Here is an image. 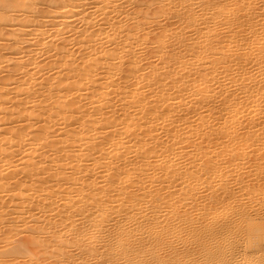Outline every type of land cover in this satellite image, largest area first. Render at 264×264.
<instances>
[{
	"label": "bare ground",
	"instance_id": "obj_1",
	"mask_svg": "<svg viewBox=\"0 0 264 264\" xmlns=\"http://www.w3.org/2000/svg\"><path fill=\"white\" fill-rule=\"evenodd\" d=\"M40 1L0 0V21L2 26L10 27L7 32L11 52L21 56L14 63L20 69L31 61V68L35 70L26 71L24 82L9 89L13 70L4 69L5 74L0 76V106L6 105L0 107V113L6 116L3 121L7 125L20 124L17 127L21 132L42 120L48 125L32 132L27 143L15 126L0 133L5 135L0 145L9 144L2 151L5 159L0 160V173L3 177L6 175V179L0 177V264H264L257 256L259 253L255 254L256 250L244 254L242 261L236 260L233 252L237 243L231 242L235 235L251 233L264 242V185L258 191V208L263 209L258 221L255 217L249 218L251 213L247 219L242 216L243 221H234V216L229 215L227 222L219 225L216 215L213 216L215 210L211 212V209L220 203L219 195L224 194L225 188L217 186V193L221 190L217 195L207 185L205 191H210L208 195L212 198L198 203L199 197L191 193L195 178L189 170L191 163L198 161L195 153L198 151L192 149L194 153L188 151L182 155L180 146L182 141L192 138L196 128L200 129L198 132L207 129L202 136L208 143L217 139L218 129L215 125L216 129L207 128L209 124L205 127L206 122L192 126L187 117L191 107L188 110L185 107L187 111L180 116L181 110H175V106L181 108L191 105L192 101L201 103L212 99L209 96L220 89L219 86L215 89L214 83L222 80L219 97L230 92L228 102L233 106L229 103L227 106L224 100L222 104L230 107L227 110L237 120L235 124L245 130L244 123L238 119L247 115L245 111L253 117L258 115L257 108L250 112L233 102L237 95H243L241 100L245 96L250 102L264 101V0H162L155 11L156 17L168 20L174 15L181 20L183 29H161L164 45L154 53L160 65L165 64L167 69L160 74L157 68L145 73L136 61L135 50L144 26L140 22L142 18L140 21L137 18L142 10L146 11L143 4L149 10L148 7L161 1L95 0L93 14L82 16L83 10L73 1L68 4L69 1L63 0L68 2L64 4L59 0L61 4L56 8L67 7V14H81L79 25L83 29H70L63 39L56 35V30L51 32L55 35L48 33L47 39H39L40 34L31 27L32 39L38 38L37 50L45 46L43 55L47 58L43 64L34 61L37 55H31L29 61L30 54H26V60L22 58L25 51L22 52L21 46L24 42L21 37L27 34L24 26L37 25H34V13L36 8L39 11ZM127 6L134 10L128 12ZM16 12H22L20 22ZM95 13L101 17V25L97 24L99 19L94 17ZM142 17L144 21L150 18L147 14ZM65 22H60L58 27ZM1 29L0 39L4 30ZM73 37H77L75 42ZM73 43L78 51L73 49ZM6 49L2 44L0 60L6 57ZM124 59L128 61L127 69L123 68ZM100 69L103 71L99 73ZM124 69L136 77L134 86L145 79L147 84L159 87L170 79L172 92L151 90L150 98L139 90L128 89L130 86L115 84L114 74ZM36 75H41L40 81ZM179 93L181 96L171 99L172 94ZM111 95L120 96L115 97L120 105H115L122 115H117V108L113 109ZM84 99L88 101L83 103L87 108L81 112ZM29 102L33 104L30 108L26 106ZM158 106H163L165 111L156 112ZM12 107L21 109L14 112ZM33 108L36 110L27 112ZM93 109L95 118L90 119L88 113ZM73 115H77L78 126L69 129L75 123L70 120ZM56 125L64 126L58 128L61 131H57L58 139L50 140L56 133L53 129ZM162 128H166L165 138L153 136ZM75 134L82 136L75 137ZM239 138H228V143H236ZM247 140L242 137L238 141L245 144ZM107 145L108 151L104 152L103 147ZM14 147H25V152L20 150L24 152L20 169L6 158L15 151ZM44 149L52 154L60 152L55 166L45 167L48 162L43 157L45 154L35 159ZM129 154L134 156L132 161L127 160ZM208 160L193 167L203 168L206 180L221 181L222 174L216 173L217 163L212 158ZM23 183L28 185L20 186ZM225 205L231 207L230 202ZM223 238L226 242L219 243ZM249 243H244V247L250 246ZM180 251H183L182 261Z\"/></svg>",
	"mask_w": 264,
	"mask_h": 264
},
{
	"label": "rangeland",
	"instance_id": "obj_2",
	"mask_svg": "<svg viewBox=\"0 0 264 264\" xmlns=\"http://www.w3.org/2000/svg\"><path fill=\"white\" fill-rule=\"evenodd\" d=\"M49 1L50 0H42L43 3L40 1L41 4L39 3V5H38L39 11H37V8H36L37 15H36V12L34 13V16H35V22H34L35 24L34 25L37 24L36 26H39L40 28L36 27V26H32V25L30 27L29 26H24L25 30H27L25 33H27V34L25 36L21 37V41L24 40L23 44H21L22 52L24 53V51H25V53H24L25 55L22 54V58L24 57V59L26 60L27 59L26 56H28L30 54L27 61H29V59L32 56L34 57L35 55H37V57L35 56L36 59L34 61L35 62H40L41 64H43V62L46 61V58H47L46 54L43 55V52L45 53V51H44L45 50V46L43 48L42 46L39 47V45H38V47L43 49V50L42 51H41V49L40 50L38 49L39 51L37 50V44L36 43H38V40H37L38 38L36 40L32 39V36L30 35L31 27L33 28L32 31L36 30L40 34L39 35V39L40 38L43 39V37L44 38L46 37V39H47L48 33H51V32H53L55 30L57 31L56 35L63 39L64 37H66L70 33L69 32L70 29H76V28H77L76 30L83 29V28H81L82 25H79V24H81V22H80V19L82 18L81 14H82V16H85L84 14L92 15L93 14V10H94L93 6H94V2H95V0H83V1L82 0H66V1H69V3L65 1L68 4H71L70 1L71 2L73 1L74 5H78L79 6V10H83V13H81V14L77 13V15L76 14L75 15L74 14L70 15L69 13L67 14V12L69 10L67 7L60 8V9H58L59 7L56 8V6H59L61 4V1L65 4V2L63 0H61V1L57 0L58 2H54L56 0H54V1L51 0L50 2ZM98 1H100V0H98ZM136 1H138V0H136ZM159 1H161V2L153 4V6L151 5V7H148L149 10H147V6H146V3H145L146 0H145V2H143L141 0V2L145 3V4L140 3V5L143 4V7H145V8H143V7H141V8L146 9V11L144 10L145 12H143V10H142L141 16H140V14L138 15L140 18L137 16L139 21L142 18V20L140 22L142 24H144V26H142V30L138 34L139 35V39H138V44L139 45H138V48L135 50V56L137 58L136 61L138 62V65L142 69H144L143 71L145 73L146 72H150L153 68H157L158 71H159V74H160V73H164L165 69H167V66H165V64H161L160 65V63L158 62V55L156 53H154L162 45H164V44H162V40L163 39H162V36L160 35L161 31H163L161 29H164L165 27L168 28V29H172V30H174V28L178 29V30L179 29L180 30L183 29V26L181 25V20L179 18L176 19V17L174 15L172 17H170L168 20H166V18H164V20H163L162 18L156 17L158 12L156 13L155 11H157V7L159 6L158 4L163 3L162 0H159ZM59 2H60V4H59ZM54 3H57L58 5H56ZM131 6L133 7L134 5H131ZM131 6H127V10H130L128 12H132L134 10L133 9L134 7L131 8ZM89 12H92V13H89ZM14 14H15V12H14ZM144 14H147V17L148 16L150 17L149 19H146V21H144L143 20L144 17H142V15H144ZM16 15L19 17L18 19H19V22H20V19L22 18V12L21 13L20 12H18V13L16 12ZM152 15H155V16H152ZM70 16H72V17H70ZM94 17H98V19H99L98 21L99 22H97V24L100 23V25H101V21H100L101 17L97 13L94 14ZM173 17H174V19H173ZM46 18H49V19H46ZM77 18H78V20H77ZM43 20H47V21L44 22ZM38 21H41V22L38 23ZM64 21H67V22L61 24V26L59 25L60 27H58V24H60V22L62 23ZM0 24H1L0 27L2 29H4L3 31H1V32H3V33H1V34H3V36L0 39V47H2V44H3V46L7 48L5 50L6 51L5 53H7L6 57L0 60V71H1L0 72V76H2V74H5L3 72L7 69V67L13 70L11 72V77H10L11 78L10 80L13 83H12V85L7 87V88L11 89V88L14 87V84L16 85V83L17 84L23 83L24 82V77L23 76H24L25 73H28L26 71H28L29 69L30 70H32V69L34 70V68H31V63H30L31 61H29V62H25L24 61L26 63L25 66L23 68H20V69L18 68V66L15 63L18 62V60L21 58V56L20 57L18 56L19 57L18 58L17 57V55H19L18 53L16 54L14 52L13 53L11 52L12 51L10 49L11 48V41L9 40L10 35L7 32V31H10L9 30L10 27H7L5 25L2 26V21H0ZM78 25L80 26V28H79ZM12 28L13 29H17V27H12ZM35 28H38L39 30L35 29ZM51 34H54V33H51ZM75 36H77V35H75ZM73 38L75 40L73 39L72 41L75 42L77 40L76 39L77 37L76 38L73 37ZM56 43L62 44L60 41L59 42L57 41ZM9 45H10V47H9ZM72 46H73L74 50L78 49V47H77V45H75V43H73ZM31 51H33V53H31ZM26 54H28V55H26ZM76 56H77V54H76ZM17 58H18V60H16ZM123 62H125V65L123 66V68L127 69L128 68L127 64H126V63H128L127 59H124ZM15 69H19V70L14 71ZM126 69H124V72L122 71L120 73L117 72L118 74L117 73L114 74V78L116 79L115 84H119V85H122V86L123 85L130 86V88H128V89L139 90L142 93V95H147L148 94L147 96H149V97L151 95V90L153 92L163 91V93L172 92L171 91L172 84H171V80L170 79L164 80L163 83L159 87H156V86H153V85L151 86V85H149V82L147 84V81L145 79L141 83H138V85L134 86L133 84L135 83L136 77H134L130 73H127V71H125ZM30 70H29V72L32 73L33 70L32 71H30ZM98 71L100 73V72L103 71V69L102 70L100 69ZM44 72L43 73L47 75V74L51 73V70L49 71L50 73H47V71H44ZM53 73H54V71H53ZM3 76H5V75H3ZM37 76H38L37 80L40 81L41 79H39V78H41V75H36V77ZM191 76H194L193 73H191ZM221 82H222V80H221ZM221 82H220V80L215 82L214 83L215 85L213 84L215 87L214 86L213 87L215 89H217V88L219 89V87H220V89H221V85H220ZM234 87H232L231 90H233V91L236 90V87L235 88ZM220 89L217 91L218 93L215 91L214 94H211L209 96V99L212 98L210 100H212L213 102L210 101V100H208L206 102L203 101L201 103H199L198 101H197L198 103L192 101L193 103L191 102V105L189 104V105H186V106L181 107V108H176V106H175V110L176 111L181 110L180 111L181 113L179 114V116L182 114V112L184 113V112H186L188 110L187 107H191L192 108V109L190 108L188 110L189 113H188V116H187V117L190 118L192 126L193 125L197 126V125H200L201 123L206 122V124L204 123L206 125L205 127H207V124H209L207 128H209L211 126V130H212V128L214 129L215 126H216V128L218 129L216 131V133L217 132L219 133V135H217V139L213 140V141H210L208 143V141H206V139H205L206 137L202 136V135H204V133H205V131L207 129H205L203 132H201V131L198 132L200 129L196 128V132H194V134L196 133V135L193 134L192 138L189 141H187V140L186 141H182L180 146H181V148H183V150H182L183 153L181 151L180 152H181L182 155H184L188 151L189 152L193 151V153L196 150L198 151V152H195L198 155L197 156L198 161L196 160V162L194 164L191 163V166H190V163L189 164L187 163V166H190L189 170L191 171V174L195 178V180L193 179L195 182L193 181L194 188H193L191 193L194 194L197 198L199 197V199H196V200H198L197 201L198 203L202 202L203 200H205V202H207L208 200H210V198H212L211 194L208 195L210 191H208V192L205 191L207 185L211 186L212 190L214 192H216L215 194H217V195L220 194L219 192L221 190H219V192L217 193L218 190H215L216 188H218V187L225 188L224 189V191H225L224 194L221 192V194L219 195V202L220 203L219 204L217 203L216 208H215V206H212V209H211L212 210L211 212H213V210H215V212H213V216L216 215L215 216L216 217L215 220H216V222L219 225L222 222L223 223L227 222L226 219H228L229 217L232 218L233 216L235 217V218L234 217L232 218L234 221H237L238 219H239L238 221H240V220L243 221V220L247 219L250 215L251 216L249 218H251V217L254 218L255 217L257 219V217L259 218L261 216V214H262L261 213L263 211L262 207L264 208V206L258 208L259 207L258 204H259V200H260V194L258 192L259 191V187L262 188V186L264 185V138H263L264 134L261 135V132L262 133L264 132V101L258 99L257 101L250 102L249 100H246L245 96H244L245 99L243 98L241 100L243 95H240V97L237 95V98H235L237 100L235 102H233L234 104L235 103H237V104L239 103L240 104V105L238 104L239 106H243V108L245 107L244 109L247 110V111H250V112H251V110L253 108H257L256 111L258 113V115L256 117H253V116H251V114L249 112L246 113V111H245V114H247V115H245L244 118L238 119L239 121L241 120V122H243L244 125H245L246 129L243 130V129H241L238 126V124H235L237 122V120L235 121V118H232L231 113L228 112L230 107L233 106L232 102H231V104L228 102L229 98H230V97L228 98V94H230V92L227 95H225L223 93V95H225L227 97L226 99H228V100H226V99H224L225 96H222L221 98L219 97ZM80 92H82V91H80ZM149 92H150V94H149ZM114 95H117V93H115ZM179 95L181 96V93H179L178 95L172 94L171 95V99H175V97L179 96ZM18 97L20 99L22 98L20 96H18ZM115 97L120 98V96H113V95L109 96V98H111V100L113 102V103L112 102L111 103L115 107L113 109H116V108L118 109L119 106H117L118 105L117 103H119V99H117ZM16 99L18 100V98L15 97V100H14L15 102H16ZM176 99H177V97H176ZM84 100H86V99H84ZM223 100H224V102H225V104L227 106H228V103H229L230 107L225 106V104L223 105L222 104V103H224ZM230 101H231V99H230ZM241 101H242V103H241ZM244 101H245V103H244ZM83 103L87 104L88 101L87 100H86V102L83 101L82 104ZM206 103H209V105L206 104ZM85 104H83L84 106H83V108H81V110H80L81 112L86 110L87 106ZM115 104H117V105H115ZM32 105L33 104H31L30 102L26 104V106L29 107V108ZM119 105H120V103H119ZM0 107L3 108V107H6V105H2ZM185 107L187 108L186 111L184 110ZM211 107L213 108V110H212ZM20 109H21V107H16V108H13V111L16 112V111H19ZM119 109L116 110L117 111V115H122V113L119 111ZM35 110L36 109L33 108V109H29L27 112L35 111ZM108 110H110V109L108 108ZM193 110H194V112H193ZM219 110H221V111L219 112ZM222 110H224V111H222ZM80 111H78V112H80ZM89 111H90V113H88V115H89L88 117L90 119H94L95 116H93V113L95 112V109L89 110ZM155 111L156 112H161V111H165V109H164L163 106H158L155 109ZM114 113L116 114V112H114ZM249 114H250V116H249ZM76 116L73 115V117L70 119L72 123H74V122L75 123L70 125L69 129L70 128L72 129V128H75L76 126H78L77 120L75 119ZM177 117H178V115H177ZM42 118L44 119V117H42ZM3 120H6V116L3 115V113H0V133H3L5 131V128H7V127L9 128V127H12V126H15V127H17V126L19 127L20 126V124H18V123L17 124L13 123L11 125L8 124L9 125L8 126L6 124V121H3ZM73 120H74V122H73ZM173 120H176V118L173 117ZM168 123H170V122H168ZM168 123H165V125H167ZM213 125H215V126H213ZM47 126L48 125H46V122L42 120L39 123H34L33 127L30 130H25L24 132L23 131L21 132L20 128H18V127L17 128L20 131V132L18 131L21 134L20 136H22L24 138L23 141L25 143H27L26 140H28V142L30 141V139L32 137V132L38 131V130H40L42 128H45ZM63 126L64 125H56V126L53 127V129H56L55 130L56 133L54 132V134H52V138L50 140L58 139V137H57V136H59L58 133L61 132L60 130H58V128H62ZM255 126H256V128H258V130H255L256 129ZM162 129H159L158 131H156L153 136H156L157 138L159 136V137H161V139H163L162 137L165 136L166 128H162ZM164 129H165V131H164ZM211 130H210V132H211ZM57 131H59V132L57 133ZM200 135H201V137H200ZM226 135H227V137H226ZM53 136H56V137H53ZM74 136L75 137H81L82 134H75ZM4 137H5V135H0V139H2ZM75 137H73V139H76ZM224 137L227 138V139L225 140ZM242 137L243 138L247 137V139H248L245 144H243L244 141H242V143L238 141L239 139H242ZM195 138H197V141H196ZM228 138H232V139L233 138H235V139L239 138V139H237L235 141L236 143L229 144L228 143V141H229ZM146 139L149 140V141L152 140V138L151 139L146 138ZM192 142H193V144H191ZM195 144H197V145L195 146ZM198 145H199V149L196 148V147H198ZM7 146H9V144L8 145H0V160L5 159L2 151L5 150V148ZM35 146H39V144H36ZM108 147H109V145L104 146L103 147V149H104L103 151L104 152L106 150L108 151ZM14 148H16L17 150L19 149L17 147H14ZM24 148L25 147H23V149L22 148L19 149L18 151H16V149L14 151V149H13L12 153L9 156L6 157L7 161H11L12 164L14 166H16L17 169H20L22 167L19 163H20L21 158L24 155V152H25ZM233 148H234V150L232 151ZM192 149H194L195 151L192 150ZM20 150H23L24 152L20 151ZM228 150H230V152L226 153ZM42 151H40L39 154H37L35 156V159L38 156L42 157L45 154L43 157H46L45 160H48V162L45 163L46 166L45 165L44 166L45 167H47V166L48 167L49 166H52V167L55 166L54 164L57 162V161H55V159L60 157V155H58V154H60V152L52 154L53 152L49 151L47 149H44L43 153H41ZM203 153H204L205 156H203ZM131 155L130 154H129V156L127 155L129 158L126 156L128 161H132L131 158L134 159V156L132 157ZM199 155L203 156V158L201 156H199ZM39 157H38V159H39ZM103 158H105V157H103ZM208 158H209V160H208ZM211 158H212L213 161L215 160L213 163H217V167L218 168H217L216 173L219 174V175L222 174L221 181L217 182V180H216L217 178L216 179L212 178L210 181L206 180L205 170L203 168H198L197 169V167H193V166H196L197 163L199 164V162L200 163H202V162L204 163L207 160L208 161H212ZM38 159H36V160H38ZM48 164H51V165H48ZM185 168H186V166H185ZM20 176L21 175H18L17 177H20ZM0 177H2L3 179H6V175L3 177L2 176V172L0 173ZM8 179H9V177H8ZM14 180L10 181L11 184H14ZM28 183L30 184V182H28ZM28 183H23V185H20V186L26 187L28 185ZM205 197H207V198L205 199ZM220 200H222L223 202L220 201ZM224 201H225V203L226 202H230L231 203V207L225 205ZM185 203H189V201H185ZM222 203H223V205H222ZM196 205L200 206L201 204H196ZM226 206H227V209H226ZM232 206H233L234 209H232ZM248 206H250V207H248ZM228 207H230V208H228ZM222 209H224V210H222ZM219 210H220L221 213L218 212ZM240 212H242L244 214H242ZM256 212H258V213H256ZM235 213H236V215H235ZM248 214H250V215H248ZM224 215H227V216L225 217ZM242 216H244L245 219ZM246 216H248V217H246ZM257 221H258V219H257ZM243 235H245V236H243ZM220 240H221V242H220ZM240 240L243 241V244L244 243L246 244V243L250 242L249 243L250 246L244 247L245 244L243 245ZM232 241H233V245H236L235 243H237V245L234 246V247H236L235 248L236 252L235 251L233 252L234 255L237 257V258L235 257L236 260L242 261L241 258L243 257L244 254L248 255L249 251H252V253H253L256 250L255 254L259 253V254H257V256L259 255L258 257L259 258L261 257L260 259H262V261L264 262V242H263L262 239H260V237L256 236L254 233L253 234L252 233L251 234H238L237 236L235 235L232 238L231 242ZM224 242H226V239H224V238L223 239H219V243L222 244ZM241 245H243V246H241ZM181 246L183 247V244ZM253 246H255V248ZM179 248L182 249L181 247H179ZM244 249L245 250L247 249V250L244 251ZM233 250H234V248H233ZM246 252H247V254H246ZM250 253L251 252H249V254ZM180 255H181L180 256V259H181V257L183 256V251H180ZM182 260H183V257H182L181 261Z\"/></svg>",
	"mask_w": 264,
	"mask_h": 264
}]
</instances>
